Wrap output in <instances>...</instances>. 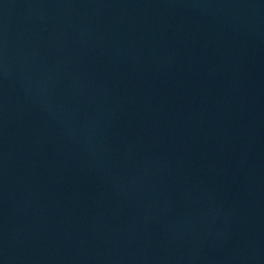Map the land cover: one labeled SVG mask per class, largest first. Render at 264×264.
Here are the masks:
<instances>
[{"label":"water","instance_id":"water-1","mask_svg":"<svg viewBox=\"0 0 264 264\" xmlns=\"http://www.w3.org/2000/svg\"><path fill=\"white\" fill-rule=\"evenodd\" d=\"M0 264H264V0H0Z\"/></svg>","mask_w":264,"mask_h":264}]
</instances>
